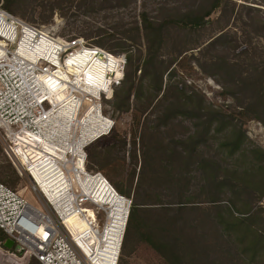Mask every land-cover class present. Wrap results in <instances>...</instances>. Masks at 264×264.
I'll return each mask as SVG.
<instances>
[{"label": "rangeland", "instance_id": "1", "mask_svg": "<svg viewBox=\"0 0 264 264\" xmlns=\"http://www.w3.org/2000/svg\"><path fill=\"white\" fill-rule=\"evenodd\" d=\"M214 3L0 0L56 37L122 57L104 67L92 56L75 72L88 91L101 82L110 97L104 112L115 121L86 148L87 170L137 203L142 230L165 244L155 249L141 230L126 228L119 264H264V248L251 260L248 239L229 221L231 213L252 214L241 225L264 234V0H223L216 10ZM208 13L199 28L173 22ZM108 70L119 79L112 90ZM92 107L89 124L98 127L106 119ZM0 180L38 205L1 144ZM96 183L111 204L118 193L102 177ZM1 251L0 264H42Z\"/></svg>", "mask_w": 264, "mask_h": 264}, {"label": "built area", "instance_id": "2", "mask_svg": "<svg viewBox=\"0 0 264 264\" xmlns=\"http://www.w3.org/2000/svg\"><path fill=\"white\" fill-rule=\"evenodd\" d=\"M81 49L102 59L104 67L122 60L82 39L56 37L0 6V144L18 174L30 180L39 202L31 203L0 180V251L20 260L29 255L42 264H119L132 201L126 202L120 225L95 179L103 176L126 197L101 172L78 165L81 158L87 163L86 148L115 124L104 112L103 99L110 98L101 82L93 87L96 97L89 96L87 79H78L72 70L70 60ZM105 76L112 84L116 80L112 70ZM92 104L100 106L96 118L111 125L89 124L95 119ZM74 216L78 221L69 220Z\"/></svg>", "mask_w": 264, "mask_h": 264}, {"label": "trees", "instance_id": "3", "mask_svg": "<svg viewBox=\"0 0 264 264\" xmlns=\"http://www.w3.org/2000/svg\"><path fill=\"white\" fill-rule=\"evenodd\" d=\"M222 1L223 0H215L213 10L220 8ZM6 6L9 7L10 4L7 3ZM209 14L210 13L204 14V15H194V16H191L188 14V15H185L184 18L174 20L173 22L178 24L180 27H184V28H199L206 24ZM89 59H90V55L88 54V52H84L83 49L77 50V52L75 53V57L70 60L71 64L75 65L74 67H72L73 68L72 70L74 72L81 71L83 68V65H85V63ZM242 84H243L242 85L243 87L245 88L247 87L249 88V90H251V88L248 87L250 83L242 82ZM263 123H264V119H263ZM263 182H264V179H263ZM238 213H240V211ZM251 218H253L252 214L250 216H237L234 213H231L229 221L231 222L233 226L238 225L236 232H237V235H239V237L243 239L245 238L248 239V244H247L248 250L247 251L249 252L250 258L252 260L255 258L258 251L261 248H264V234H260L258 231L253 230L251 227H244L243 224L241 225V223L246 222L247 220ZM132 226L141 230V236L143 237L145 242H147L153 248L160 250L161 248L165 247V244L158 242L150 232L142 230L143 227H142L141 219H140V209L137 203H133V205L131 206L128 224H127V231H130ZM0 236L3 237L2 231H0ZM2 251L5 253H8L7 251H4V250ZM8 256H14V255L8 253ZM34 260L38 263H41L35 258Z\"/></svg>", "mask_w": 264, "mask_h": 264}, {"label": "bare ground", "instance_id": "4", "mask_svg": "<svg viewBox=\"0 0 264 264\" xmlns=\"http://www.w3.org/2000/svg\"><path fill=\"white\" fill-rule=\"evenodd\" d=\"M74 74H76V75H81V74H79V73H74ZM111 81H112V79H110L109 78V80H108V83H110L109 84V87L111 88V90H112V86H113V84H114V82L115 81H117V80H113V84L111 83ZM56 88V87H55ZM102 89H104V88H102ZM105 91H106V89H104ZM88 91V90H87ZM89 92V96H92V97H96V92H93V91H88ZM105 93H107V91L105 92ZM112 93H113V91H112ZM108 94V93H107ZM108 98H110L109 97V94H108ZM93 105H96V104H92L91 105V108H93L92 106ZM84 120H86V118L84 119ZM78 123H81V121H79ZM111 125V122L109 121V120H106V122H104V121H102V122H98L97 123V125H98V127L97 126H95V127H97V128H102V127H105V126H107V125ZM94 126V125H93ZM92 126V127H93ZM103 133V132H102ZM73 152H74V150H73ZM78 165L79 166H81L82 168H84V167H86V164L84 163V159L83 158H81L79 161H78ZM99 177H102V179H104L103 178V176H99ZM98 177V178H99ZM97 178V179H98ZM95 181H96V179H95ZM96 185H98L99 187H100V189L105 193V197H104V201H105V198L107 197V192H106V190L105 189H103V186H100L99 184H97L96 183ZM109 186V185H108ZM55 187V191H57V194H60V191H59V188L55 185L54 186ZM125 198H123L121 195H116L115 196V199L112 201V204H113V206L115 207V211H113V220H114V216L118 219V221H119V223H120V225H123V223H124V220H125V207H126V203H125ZM106 202V201H105ZM110 204V203H109ZM89 211H92V210H89ZM76 218H77V216H74V217H70V221H72V222H74V221H78V220H76ZM112 222V221H111Z\"/></svg>", "mask_w": 264, "mask_h": 264}, {"label": "water", "instance_id": "5", "mask_svg": "<svg viewBox=\"0 0 264 264\" xmlns=\"http://www.w3.org/2000/svg\"><path fill=\"white\" fill-rule=\"evenodd\" d=\"M6 246L9 247V248H11V247L13 246V240L8 239V240L6 241Z\"/></svg>", "mask_w": 264, "mask_h": 264}]
</instances>
